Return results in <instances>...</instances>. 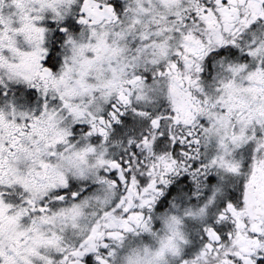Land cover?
Wrapping results in <instances>:
<instances>
[{
	"label": "snow or ice",
	"instance_id": "obj_1",
	"mask_svg": "<svg viewBox=\"0 0 264 264\" xmlns=\"http://www.w3.org/2000/svg\"><path fill=\"white\" fill-rule=\"evenodd\" d=\"M0 264H264V0H0Z\"/></svg>",
	"mask_w": 264,
	"mask_h": 264
}]
</instances>
